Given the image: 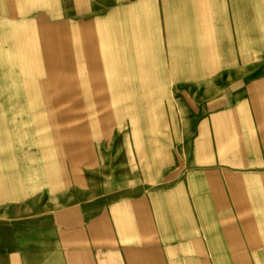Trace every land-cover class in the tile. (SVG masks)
I'll return each mask as SVG.
<instances>
[{"label": "rangeland", "instance_id": "obj_1", "mask_svg": "<svg viewBox=\"0 0 264 264\" xmlns=\"http://www.w3.org/2000/svg\"><path fill=\"white\" fill-rule=\"evenodd\" d=\"M166 1L0 32V223L50 213L60 190L42 188L56 181L88 182L96 196L182 181L186 118L264 75V0ZM230 16L237 28H214ZM190 47L212 50L186 62Z\"/></svg>", "mask_w": 264, "mask_h": 264}, {"label": "crops", "instance_id": "obj_2", "mask_svg": "<svg viewBox=\"0 0 264 264\" xmlns=\"http://www.w3.org/2000/svg\"><path fill=\"white\" fill-rule=\"evenodd\" d=\"M20 1L22 7L0 0V32L32 18L45 25L49 17L56 30L68 16L91 24L101 9L124 15L160 0H44L33 8L25 6L30 0ZM229 18L214 28L233 31L238 21ZM206 21L200 18L198 28L207 29ZM222 38L211 39L223 46ZM203 48L192 54L190 47L186 62L212 50ZM246 83L186 118L182 181L120 183L116 192L97 196L85 193L89 183L79 180L46 185L42 189L60 190L48 198L50 213L0 223V264H264V93L258 92L264 75Z\"/></svg>", "mask_w": 264, "mask_h": 264}]
</instances>
